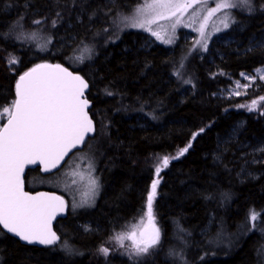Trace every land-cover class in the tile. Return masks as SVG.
<instances>
[{
    "label": "trees",
    "instance_id": "1",
    "mask_svg": "<svg viewBox=\"0 0 264 264\" xmlns=\"http://www.w3.org/2000/svg\"><path fill=\"white\" fill-rule=\"evenodd\" d=\"M141 3L0 0V33H9L0 36V112L11 106L16 80L25 70L47 63L79 72L89 83L86 98L94 124L79 151L97 148L102 179L92 208L68 209L56 219L54 230L61 238L56 245H26L0 231V264H182L171 252L183 254L188 264H264V215L252 230L247 219L250 210H264V153L259 151L264 115L259 108L239 107L254 99L264 104L259 100L264 81H253L247 94L244 89L238 96L219 95L241 73L264 64V43L251 40L264 36V0H253L251 15L233 10L235 24L244 28L234 30L232 24L223 33L233 40L213 38L206 51L194 40L143 46L147 34L129 29L122 19ZM56 12L63 19L52 28ZM21 16L23 28L33 33L27 39H17L19 32L12 30ZM42 17L46 23L31 25ZM13 57L19 63L6 62ZM186 79L192 83H183ZM238 122L236 135L229 137ZM200 128L205 131L189 151L157 177L158 158L175 156ZM32 174L41 173L31 168L24 178ZM153 179L160 180L154 212L161 244L151 255L131 259L134 249L127 237L147 219ZM65 240L71 252L61 247ZM101 246L110 249L106 256L98 251Z\"/></svg>",
    "mask_w": 264,
    "mask_h": 264
},
{
    "label": "snow or ice",
    "instance_id": "2",
    "mask_svg": "<svg viewBox=\"0 0 264 264\" xmlns=\"http://www.w3.org/2000/svg\"><path fill=\"white\" fill-rule=\"evenodd\" d=\"M73 4L76 0H71ZM209 0H142L137 5L136 12L142 19L135 17H124L123 19H133L129 26L145 29L157 39H162L159 31H153L152 25L160 20H171V28L175 30L181 23L180 17L187 12L194 4H207ZM215 7L207 8L205 21L217 12L223 10L224 19L221 21L223 29H228L232 24L237 23L233 10L246 11L249 15L256 11L253 0H211ZM264 9V5H261ZM56 18L51 20V27L55 28L63 19L60 12H56ZM47 17L32 20L31 25L41 26L46 23ZM24 17L21 16L15 22L13 31H18L17 39H27L33 35L32 32L23 28ZM205 25L202 23L197 31L203 38L202 48L207 50L208 37L204 32ZM107 31V29H104ZM221 31L220 28L216 29ZM0 36L7 38L9 33H0ZM51 39H49V43ZM165 43H173L168 39ZM200 43V41H197ZM43 50V49H42ZM80 59V58H78ZM91 59V57H89ZM9 64L19 63L18 58L13 57L6 61ZM81 62L83 60L81 59ZM180 67H183L181 62ZM261 75H247L241 73L242 77L249 81L257 79L264 80V69H256ZM177 75L182 73L177 72ZM183 83H192L191 79L183 80ZM238 87L247 89L249 84L235 82ZM89 87V83L79 72H70L62 64H37L19 76L15 84V99L9 108H4L0 112V120L4 113H7V123L0 127V231L6 230L28 243L38 242L41 245L53 246L61 240L52 229V220L58 212H63L66 202L62 196L54 193H36L33 195L24 190L23 173L26 165L42 164L44 170L55 169L68 155L69 151L78 144L85 143L87 133L94 131L93 122L86 109L89 101L84 97V90ZM107 92V90H106ZM113 95L112 92H107ZM229 95H241L239 91ZM264 101V96L259 98ZM246 107L248 111L261 109L264 115V104L252 100L250 105H239ZM155 118V117H153ZM205 131L200 128L198 132L192 134V139L178 150L175 156H162L158 158L154 171L157 177L159 173L169 167L171 161L177 160L185 155L192 147V140ZM264 153V148L259 149ZM99 178L94 177L90 183L92 193L95 195L99 190ZM72 184L76 181L72 180ZM159 179H153L151 189L147 196V223L143 225L139 233L132 231L127 238L132 240L133 252L129 253L131 259H138L144 255H151L161 244V230L156 224L154 212V202L158 196L157 188ZM94 202V201H93ZM86 201L80 204L73 203L72 207H84ZM87 206H91L88 204ZM264 215V210L256 212L250 210L248 222L250 230L256 228L259 217ZM143 219V217H141ZM183 231V229H181ZM264 232V229H261ZM122 240L123 237L117 236ZM211 244L212 241H209ZM61 247L71 252L70 245L65 240ZM98 251L105 256L109 253L108 247L101 246ZM170 255H179L182 264H188L183 254L171 252ZM202 260L203 257H200Z\"/></svg>",
    "mask_w": 264,
    "mask_h": 264
},
{
    "label": "rangeland",
    "instance_id": "3",
    "mask_svg": "<svg viewBox=\"0 0 264 264\" xmlns=\"http://www.w3.org/2000/svg\"><path fill=\"white\" fill-rule=\"evenodd\" d=\"M218 2V0H217ZM215 7V4L209 0L207 4H201L197 3L194 4L191 8L187 10L181 17V23L178 24L173 30L171 28V24L175 22L174 18L171 20H160L157 24H153L152 30L153 31H159L162 39H157L155 36H153L150 32L146 31L145 29L141 28H134L129 26L131 23H133V19L125 20L124 17H135V19H142L140 14L138 12H133L127 16H124L122 19L126 23V26H129V29H135V30H143L147 35L144 36V40L142 42L143 46H146L147 48L152 47L155 45V42H157L160 45L170 47L174 45L175 41H178L177 43H185L187 41L194 40V42L198 45L199 49L202 48L203 44V38L201 37L200 33L197 31V29L200 27V25L203 23L205 25L204 32L205 36L208 37L207 44L211 42L213 38H215V41L222 42V43H228L231 40H233L232 35H226L223 32L227 29H223V25L221 21L224 19L223 16V10L221 12L215 13L213 16L209 17L206 21L204 17L207 15V8ZM220 28L221 31L217 32L216 29ZM234 30H242L244 28L243 24H234L233 27H231ZM230 29V27H229ZM172 39L173 43H165L166 40ZM180 39V40H178ZM252 42L254 45L264 43V36L261 37H252ZM197 41H200V43H197ZM71 68V67H69ZM72 69V68H71ZM256 69H264V64L256 67L251 74H247L249 76L251 75H261L262 73H257ZM260 80V79H257ZM236 81H240V84H249L253 81H249L245 79V77L239 76L238 79H235L232 81L231 85L223 90L220 91L219 95L221 96H230L229 91L232 93H235L236 91H239L242 93L244 91L243 87H238L236 85ZM264 81V80H260ZM3 112V110L1 111ZM7 113H4L3 117H5ZM241 122H238L235 126L231 128L229 131L228 136L234 137L236 135V132L238 128H240ZM1 125V122H0ZM1 127V126H0ZM97 148L91 145L89 148L83 150V151H75L73 152L69 158L66 160V162L63 164V166L56 172L42 175V174H32L29 177L24 178L25 185L27 189H40V188H46L50 190H54L58 192L65 200L66 202V210L71 209L74 211L78 210H84L92 208L96 201L98 200L100 193H101V176L98 174L97 171V157L98 153L96 152ZM99 178V190L98 193L93 195L92 193V185L90 181L94 178ZM72 180H75L76 183L72 184ZM82 201H86L87 204L84 207H76L73 208V203L80 204ZM94 201V202H93ZM90 204L91 206H87ZM147 223V219L144 222V224ZM143 224V225H144ZM143 225L136 230L137 233H139L140 229L143 227ZM83 228L88 230L89 225L83 224ZM132 245V240L127 238ZM115 264H127V262L123 261H115Z\"/></svg>",
    "mask_w": 264,
    "mask_h": 264
},
{
    "label": "water",
    "instance_id": "4",
    "mask_svg": "<svg viewBox=\"0 0 264 264\" xmlns=\"http://www.w3.org/2000/svg\"><path fill=\"white\" fill-rule=\"evenodd\" d=\"M52 65H55V64H52ZM33 67H34V66H33ZM64 67H65V66H64ZM31 68H32V67H31ZM66 68H67V67H66ZM29 69H30V68H29ZM29 69L25 70L24 72L28 71ZM68 70H69L70 72H75V71H73V70H71V69H69V68H68ZM24 72H22L20 75H22ZM20 75H19V76H20ZM19 76H18V78H19ZM18 78H17V80H18ZM17 80H16V81H17ZM87 90H88V88L84 90V97H83V98H85V99H87V98H86ZM87 100H88V99H87ZM88 101H89V100H88ZM89 102H90V101H89ZM90 105H91V104L89 103L88 108L86 109V111L88 112V115H89V117L91 118V115L89 114V111H88ZM7 119H8V118H7ZM7 119H6L5 122L2 124L1 127H3V125L7 123ZM91 120H92V118H91ZM92 122H93V120H92ZM93 128H94V124H93ZM92 133H93V131L87 133L86 136H85V139H86V137L92 135ZM82 145H83V144H78L75 148L71 149V150L69 151L68 155L65 156L64 160L61 161L60 165H58L57 168H55V169H49V171H45V170H44V165L39 164V163H37V164H31V165H26L25 168H24L23 179H24V176H25V172H26L28 169L35 168V167H37L38 170H39V172H40L41 174H44V175H47V174H51V173L56 172L57 170H59V169L63 166V164L66 162V160L69 158V156H70L73 152H75V151H77V150H79V149L82 148ZM24 190H25L26 192H30V193H32L33 195H35L36 193H54V194L57 195V196H61L58 192H56V191H54V190H50V189H45V188L34 189V190L26 189L25 182H24ZM65 209H66V207H65ZM64 213H65V210H64L63 212H58V213L56 214V217L52 220V229H53V231H55V230H54V223H55L56 219H57L58 217H60V216H63ZM0 228H2V226H0ZM3 231L6 232L7 234H10L11 236H13L14 238H16L17 240H19V242H21L22 244H26V245H35V246H40V245H41V244H39L38 242L28 243V242H26V241L21 240L19 237L15 236L14 234H12V233H8L6 230H3Z\"/></svg>",
    "mask_w": 264,
    "mask_h": 264
},
{
    "label": "flooded vegetation",
    "instance_id": "5",
    "mask_svg": "<svg viewBox=\"0 0 264 264\" xmlns=\"http://www.w3.org/2000/svg\"><path fill=\"white\" fill-rule=\"evenodd\" d=\"M27 189V188H26Z\"/></svg>",
    "mask_w": 264,
    "mask_h": 264
}]
</instances>
